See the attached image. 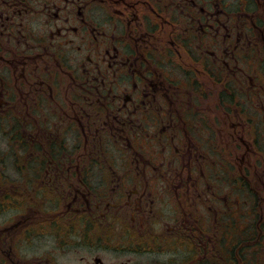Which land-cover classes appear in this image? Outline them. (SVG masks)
<instances>
[{"label":"flooded vegetation","instance_id":"1","mask_svg":"<svg viewBox=\"0 0 264 264\" xmlns=\"http://www.w3.org/2000/svg\"><path fill=\"white\" fill-rule=\"evenodd\" d=\"M0 264H264V0H0Z\"/></svg>","mask_w":264,"mask_h":264}]
</instances>
